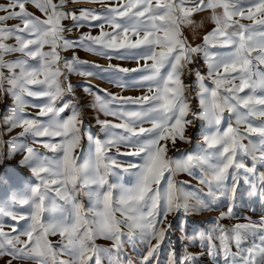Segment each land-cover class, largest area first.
Wrapping results in <instances>:
<instances>
[{"label": "snow or ice", "instance_id": "6c2138e0", "mask_svg": "<svg viewBox=\"0 0 264 264\" xmlns=\"http://www.w3.org/2000/svg\"><path fill=\"white\" fill-rule=\"evenodd\" d=\"M76 2L0 3V100L12 99L11 111L0 113V145L29 137L46 150L18 145L26 152L21 163L31 166L36 182L0 204V217L24 221L5 231L0 220V259L8 257L5 264H102L104 259L121 264L124 244L140 242L142 264H151L173 229L169 216L211 210L198 189L175 180L179 173L194 176L199 168L203 173L197 179L207 185V195L229 204L211 229L184 239L198 241L213 264H264V216L245 217L231 227L220 223L237 218L233 208L241 183L248 184L249 197L264 199L259 170L264 168V0H89L101 7H67ZM205 11L213 26L194 45L185 28L194 27V15ZM85 27L99 31L65 35ZM78 49L135 60L137 67L90 64L79 58ZM66 51L72 52L70 59L62 55ZM198 59L204 72L195 67ZM109 70L146 73L132 84L119 77L110 82L120 88L146 86L147 92L126 97L84 85L92 107L114 118L97 119L100 134H93L79 106L65 99L74 94L69 75L92 77ZM186 74L195 77L191 84L185 83ZM125 104L140 107H116ZM26 106L38 111L26 113ZM198 119L207 122L205 146L196 154L169 156V145L190 142L188 128ZM15 128L22 131L4 141V133ZM124 174L132 180L124 182ZM110 175L116 182H109ZM55 236L60 239L54 243L50 237ZM98 239L111 241V247L98 245ZM197 259L187 251L180 257L172 252L169 264Z\"/></svg>", "mask_w": 264, "mask_h": 264}, {"label": "rangeland", "instance_id": "374dc122", "mask_svg": "<svg viewBox=\"0 0 264 264\" xmlns=\"http://www.w3.org/2000/svg\"><path fill=\"white\" fill-rule=\"evenodd\" d=\"M6 0H0V3H5ZM28 10L34 12L36 15H41L37 9L28 5ZM68 8L75 7H87L99 9L101 5L96 3H90L89 0H77L76 3H69ZM209 13L207 11L203 13H198L194 15V27L185 28V35L188 39L195 45L202 41V36L204 33L208 32L212 28V24L208 19ZM244 23H249L248 21H243ZM15 23V21H13ZM66 24L70 21H65ZM91 31L93 35L98 33V29H89L87 27L81 28L79 30H73L71 33H65L69 38L77 37L81 32ZM76 54L81 60L88 61L90 64L95 63L105 68L109 65H118L124 68H136L137 63L135 60L131 59H108L104 56L94 55L90 52L84 50H76ZM63 56L71 58L72 52L66 51L62 53ZM141 64L144 61L140 62ZM195 67H198L201 72L205 71L202 59H198ZM146 73H113L111 70L106 72H100L97 76L83 77L77 74L69 75V81L72 83L74 88V94L72 96H66L65 99L73 100L81 111V116L85 121V127L93 134H100V126L96 123L97 119L100 120H113L111 116H105L103 113H99L95 108L92 107L93 96L84 92L83 86L86 84H91L97 86L100 90H106L109 93L118 94L120 96L126 97H136L146 94L147 87L129 86L127 88L117 87L110 80L114 77L122 78L123 80L129 82L130 84L135 83L140 79V77ZM103 77V78H100ZM63 79V77L61 78ZM194 76L185 75V83L191 84L194 81ZM95 92V89H94ZM104 96V92L99 93ZM31 99V98H29ZM35 103H40V101H34ZM194 106L197 105L195 99L192 100ZM12 104L11 97H7L0 100V113L5 110L11 111L9 107ZM111 107V105H110ZM116 107H122L127 110H135L140 106L125 104L116 105ZM24 111L26 113L35 114L38 109L31 106H26ZM119 122V121H116ZM145 127H149V124H145ZM207 122L204 120H195L193 125L188 128L187 135L190 137V142L177 141L175 147L169 145V156L180 158L184 154H196L199 153L204 145V135L207 132ZM22 130L20 128H15L11 132H5L3 139L4 141H13V137H17L18 133ZM102 135V134H101ZM20 143H28L31 146L40 149L41 151H46L41 148L39 144H31V138L20 137L13 144L4 143L0 145V154L3 155V160L0 162V204H4L9 201L13 194L20 195L23 193L24 188L29 184L36 182L35 176L31 171V166L29 164H22L21 161L24 159L26 152L20 151L18 145ZM83 152L87 156L90 150V145L85 140H82ZM51 155V153H48ZM121 160H133L132 157H120ZM79 162V161H78ZM250 163V162H249ZM260 171H264V168H260ZM195 175L190 176L187 173H179L175 176V180L178 182H188L191 189L199 190L201 198L206 201V203L211 204V210L198 211L195 215L185 216L183 213L173 214L169 216V220L172 221L173 229L166 237L165 242L161 245L158 254L153 259L151 264H169V256L172 252H175L177 257L182 256L185 251L194 253L197 255L198 259L195 264H213V260L207 255L205 248L197 241L196 243H190L184 239L185 234L191 236L193 233L198 231H205L211 229L213 226V221L217 220L221 212L227 210L229 201L219 195L215 198L208 196L209 191L207 185L199 183L197 179L198 176L202 175L203 170L196 168L193 170ZM109 182H116V177L109 176ZM124 182H129L132 180L130 174H124L122 177ZM248 184L246 182L241 183L238 194L235 200V205L233 211L235 213L236 219L225 218L220 221L226 227H231L236 223L246 222L245 217H250L252 220L258 221L262 216H264V199L259 197H249L248 196ZM54 195V193H53ZM81 202L88 206V199L81 195ZM17 210H26L25 206L17 205ZM45 215H48L45 213ZM0 220L4 222L5 231H9V225L19 224L23 225L24 221H12L9 217H0ZM186 221L183 224L182 222ZM50 239L55 243L60 238L58 236L50 237ZM96 243L102 247H111V241H105L103 239H98ZM235 251V248H233ZM145 254V245L140 242L135 244H124L123 252L120 257L121 264H142L141 258ZM8 257L0 259V264H5V260ZM13 264H34V262H19L15 261ZM102 264H108L107 259L102 261Z\"/></svg>", "mask_w": 264, "mask_h": 264}]
</instances>
